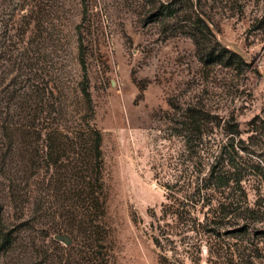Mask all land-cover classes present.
Returning <instances> with one entry per match:
<instances>
[{
	"label": "rangeland",
	"instance_id": "obj_1",
	"mask_svg": "<svg viewBox=\"0 0 264 264\" xmlns=\"http://www.w3.org/2000/svg\"><path fill=\"white\" fill-rule=\"evenodd\" d=\"M174 2L187 10L166 15ZM196 18L241 58V70L200 63L187 35ZM84 80L88 99L80 93ZM170 104L198 108L211 121L189 151L182 111ZM48 120L63 130L90 125L101 133L109 264H264V0H0V157L17 154L7 147L16 128L32 132ZM228 139L242 163L232 176L243 177L233 194L241 208L214 217L221 194L208 191L192 201L196 229L179 230L161 213L165 186L180 172L185 186L205 176ZM38 172L48 178L45 168ZM49 201L53 209L66 205ZM0 203L11 224L18 215L1 178ZM38 229L29 233V254L16 248L0 254V264L52 261L54 236L69 237V246L76 236L43 242Z\"/></svg>",
	"mask_w": 264,
	"mask_h": 264
},
{
	"label": "trees",
	"instance_id": "obj_2",
	"mask_svg": "<svg viewBox=\"0 0 264 264\" xmlns=\"http://www.w3.org/2000/svg\"><path fill=\"white\" fill-rule=\"evenodd\" d=\"M176 6L177 3H170L166 7V15L175 16L187 10V7ZM191 24V31L187 35L192 40L196 55L204 67L242 69L244 63L241 58L221 47L202 19L196 18ZM79 64L85 74L84 60L80 59ZM87 90L84 80L80 93L88 99ZM49 94L52 96L51 92ZM170 106L176 112L182 111L179 115L182 119L180 132L185 133L184 145L189 151L193 139L202 136L203 129L210 125L211 121L198 108L188 106L187 109L180 110L177 106ZM48 123L46 127L36 128L32 132L29 131L30 127L28 130L16 128L14 134L8 137L7 147L17 150V154H2L0 157V178L7 190L8 203L18 215L13 218L14 222L11 224L5 223L0 203V254L10 253L16 248H22L23 255L30 253V249L33 250L34 238H31L29 233L36 232L34 227L38 226L39 237L43 242H46L50 235L64 232L73 235L72 231L76 233V236H72L73 245L69 248H59L57 241H50L49 247H53L58 254L51 258L52 261L46 258L45 264H109L106 240L108 234L103 220L106 215V192L102 181L101 133L90 125L69 131L51 126L49 120ZM33 136L34 140H28ZM38 141L41 144L32 148ZM231 141L232 139H228L217 147L218 153L216 155L214 152L205 176L200 172L194 179H189L185 186L184 183L180 184V172V176L174 179L175 183L165 186V200L172 203H163L161 213L163 217H169L171 221L179 224V230L196 229L197 223L192 218L196 205L192 204V201L196 197L207 196L208 191L221 194V200L212 211L214 217L228 218L233 211L241 208L238 207L233 194L243 177L232 176L240 173L242 163L235 162L238 153L232 145L229 146ZM227 148L231 150L227 152ZM223 155L225 158H222ZM42 168L46 169L47 172L44 173L48 178L39 174L38 171ZM31 178L39 180L32 184ZM37 185L39 188L35 189ZM40 186L45 187L42 194H38ZM184 186L186 189H183ZM51 198H59L66 205L53 209L49 201ZM64 209H71L72 212L61 214ZM229 209L233 211L222 212ZM48 211L53 212V216L48 214ZM29 214L31 216H28ZM55 216L58 218H54ZM61 217L71 219L70 222L74 219L72 226H69L70 222L61 220ZM152 218L155 219V216ZM30 243L32 246L28 248ZM153 243L159 247L155 239ZM31 259L27 258L28 262H31Z\"/></svg>",
	"mask_w": 264,
	"mask_h": 264
},
{
	"label": "water",
	"instance_id": "obj_3",
	"mask_svg": "<svg viewBox=\"0 0 264 264\" xmlns=\"http://www.w3.org/2000/svg\"><path fill=\"white\" fill-rule=\"evenodd\" d=\"M54 240L64 244L65 246H69L71 244V240L69 239V237L64 236V235H57L54 236Z\"/></svg>",
	"mask_w": 264,
	"mask_h": 264
}]
</instances>
